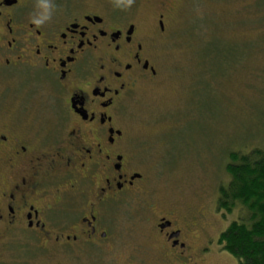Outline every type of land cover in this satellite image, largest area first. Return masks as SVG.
<instances>
[{
    "label": "flooded vegetation",
    "instance_id": "flooded-vegetation-1",
    "mask_svg": "<svg viewBox=\"0 0 264 264\" xmlns=\"http://www.w3.org/2000/svg\"><path fill=\"white\" fill-rule=\"evenodd\" d=\"M149 1L146 28L123 0H0V244L95 264H211L223 253L202 213L123 206L145 181L124 112L159 76L173 0Z\"/></svg>",
    "mask_w": 264,
    "mask_h": 264
},
{
    "label": "rangeland",
    "instance_id": "rangeland-1",
    "mask_svg": "<svg viewBox=\"0 0 264 264\" xmlns=\"http://www.w3.org/2000/svg\"><path fill=\"white\" fill-rule=\"evenodd\" d=\"M123 1L149 28L156 4ZM166 26L157 46L159 76L136 90L124 112L145 181L142 196L123 206L152 199L189 217L202 213L217 237L241 213L223 216L215 206L218 187L229 179L227 155L264 149V0H173ZM120 226L122 232L128 228ZM124 239L125 250L130 242ZM222 251L211 264H237ZM0 264L95 262L6 241L0 244Z\"/></svg>",
    "mask_w": 264,
    "mask_h": 264
},
{
    "label": "trees",
    "instance_id": "trees-1",
    "mask_svg": "<svg viewBox=\"0 0 264 264\" xmlns=\"http://www.w3.org/2000/svg\"><path fill=\"white\" fill-rule=\"evenodd\" d=\"M227 158L229 179L218 187L215 206L223 216L235 209L241 213L220 232L218 242L237 264H264V149L230 151Z\"/></svg>",
    "mask_w": 264,
    "mask_h": 264
},
{
    "label": "clouds",
    "instance_id": "clouds-1",
    "mask_svg": "<svg viewBox=\"0 0 264 264\" xmlns=\"http://www.w3.org/2000/svg\"><path fill=\"white\" fill-rule=\"evenodd\" d=\"M132 0H126V4H130Z\"/></svg>",
    "mask_w": 264,
    "mask_h": 264
}]
</instances>
